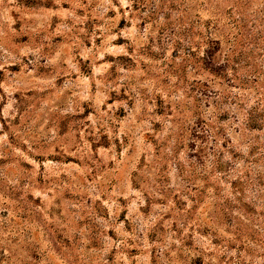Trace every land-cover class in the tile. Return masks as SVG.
Instances as JSON below:
<instances>
[{"label": "rangeland", "instance_id": "obj_1", "mask_svg": "<svg viewBox=\"0 0 264 264\" xmlns=\"http://www.w3.org/2000/svg\"><path fill=\"white\" fill-rule=\"evenodd\" d=\"M256 34L264 0H0V264H264Z\"/></svg>", "mask_w": 264, "mask_h": 264}, {"label": "trees", "instance_id": "obj_2", "mask_svg": "<svg viewBox=\"0 0 264 264\" xmlns=\"http://www.w3.org/2000/svg\"><path fill=\"white\" fill-rule=\"evenodd\" d=\"M262 35H253L254 41L256 40H263ZM208 49L206 51L205 60H210V71L215 75H223L228 76V79L232 82H235L237 77V63L230 64L228 60H234L233 58L224 57L222 61H218L216 59L217 51L219 50L220 40L219 39H212L208 38ZM230 66V67H229ZM247 80H239V83L242 84ZM252 82H255L256 85H260L259 89L263 90L260 91L262 95H264V81H260L259 78L254 77ZM254 83V84H255ZM241 86V85H239ZM242 87V86H241ZM227 99L229 98L228 105L226 106V112H232L234 114L240 115V119L247 130H259L264 128V98L262 96H258L254 104L250 105L248 108L243 106L248 103L247 98L243 97L240 94H231L228 93L226 96ZM218 102V101H217ZM227 103V102H226ZM223 102L216 103V105H221ZM236 115V116H237ZM254 147V146H253ZM256 148V147H255Z\"/></svg>", "mask_w": 264, "mask_h": 264}]
</instances>
